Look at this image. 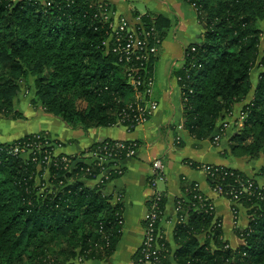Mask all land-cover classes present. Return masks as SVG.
Masks as SVG:
<instances>
[{
	"label": "trees",
	"instance_id": "obj_1",
	"mask_svg": "<svg viewBox=\"0 0 264 264\" xmlns=\"http://www.w3.org/2000/svg\"><path fill=\"white\" fill-rule=\"evenodd\" d=\"M183 1L204 32L174 72L188 137L223 148V158L264 159V0ZM114 13L105 0H0V120L22 119V86L33 90L35 109L70 129L123 126L132 132L149 120L155 54L114 53ZM134 18L132 27L125 23L129 34L151 32L148 46L162 41L166 21ZM256 68L263 72L253 83ZM235 107L241 121L226 129ZM26 145L31 149L21 151ZM64 146L45 132L0 144V264H106L113 255L122 209L106 189L122 177L127 153L139 142L104 140L74 156L60 154ZM77 160L90 165L72 168ZM206 167L211 190H221L236 221L242 215L247 223L236 222L240 244L231 248L207 202L196 198L202 195L196 184L182 180L175 263L264 264V187L240 171ZM166 201L162 195L157 203L159 224ZM154 203L150 197L147 211ZM153 247L157 264H169L161 236ZM142 258L140 247L132 264H143Z\"/></svg>",
	"mask_w": 264,
	"mask_h": 264
},
{
	"label": "crops",
	"instance_id": "obj_2",
	"mask_svg": "<svg viewBox=\"0 0 264 264\" xmlns=\"http://www.w3.org/2000/svg\"><path fill=\"white\" fill-rule=\"evenodd\" d=\"M105 1L115 9L114 24L123 19L132 27L138 22V19L134 18L135 15H138V18L142 16L162 18L166 21L164 24L168 23V28L162 30L163 39L154 55L151 100L157 104V108L151 112L149 120L137 126L132 132L127 131L123 126L83 131L68 128L40 109L35 111L34 108L29 109L25 106L21 109L17 104V110L22 112L20 113L27 119L26 122L31 120L28 114L32 117L33 112H41L40 118L36 119H43L44 126L47 125L48 128L33 131L18 121H11L12 124L7 131H18V133L7 137L1 135L0 140L2 143L12 142L27 135L45 132L53 139L65 144L58 150L60 154L73 156L80 155L92 144L104 140L139 142L136 155L122 164L124 168L122 177L106 189L108 194L114 196L113 201L120 203L122 209L120 238L113 255L106 264H132V258L141 246L144 233L143 218L147 211V201L152 195L148 180L152 175V162L157 159L162 160L166 168V180L160 189L167 201L159 230L161 238L171 252L169 264H176L173 259L177 250L173 235L178 224L175 199L182 196V180L197 184L200 191L212 200L214 216L220 221L223 240L231 248L238 247L240 243L234 234L230 202L224 197L214 195L206 174L201 169L189 165V163L200 166L210 165L246 172L250 169L251 163L221 157L219 153L223 148L215 147L208 141L197 142L190 139L183 127L186 119L179 101V88L174 72L180 68L185 51L202 41L204 32L198 23L195 11L183 0ZM28 104L30 106V103ZM238 108L240 107H235L233 113ZM233 113L225 122L229 123V119H233ZM4 122L7 123L0 120V129H3ZM177 140L183 145H178ZM255 182L262 185L260 179ZM116 195L119 196L118 200ZM237 221L239 226L247 223L246 217L242 215Z\"/></svg>",
	"mask_w": 264,
	"mask_h": 264
},
{
	"label": "built area",
	"instance_id": "obj_3",
	"mask_svg": "<svg viewBox=\"0 0 264 264\" xmlns=\"http://www.w3.org/2000/svg\"><path fill=\"white\" fill-rule=\"evenodd\" d=\"M192 7V6H191ZM111 27V35L110 38L113 39V42L115 44V48L113 49L114 53L118 54H129L130 52L138 51V52H144L148 51V54H156L160 41L156 40V44L152 46H148V38L152 35L151 32L145 33L141 32L136 35L129 34V30L126 27L125 21L121 19L117 24H112L110 25ZM128 61V58H126ZM148 86L152 87V81L148 83ZM152 90H149V95L152 93ZM157 104L155 102H151L149 104V111L153 112L156 110ZM142 110H140L141 114ZM224 127L227 129L229 124L227 122H224ZM217 138H215V141ZM118 148H123L121 144L118 145ZM27 149H31L30 145H26L25 148H23L21 151H25ZM14 152H18L17 149H14ZM136 151H129L127 153L128 159L134 157ZM65 161V159H64ZM152 168V175H151V180H149V186L152 191L151 197H153L155 203L152 205L151 209L146 212L144 216V233H143V238H142V243H141V253L143 255L142 258V263L143 264H157V256H158V250L153 247V243L155 239H158L160 237L159 233L157 232V225L159 224V210L157 203L160 201L162 198L163 192L160 189V186L164 184L166 180V175H165V165L162 160H154L151 165ZM209 170V167L203 166L202 171L206 174V172ZM107 172L104 173L106 175ZM104 177V176H103ZM101 177V178H103ZM197 191H199V186L196 184ZM246 192V190H245ZM202 193V192H201ZM212 193L214 195H217L219 197H222V192L221 190H212ZM202 193L196 196L197 199H199L200 202H207L206 207L207 211L210 213H214V206L212 203V200L205 196ZM175 211L176 213L180 211V204L175 205ZM231 213L233 216L234 220V226L236 225V217L233 209L231 208ZM158 223V224H157Z\"/></svg>",
	"mask_w": 264,
	"mask_h": 264
},
{
	"label": "rangeland",
	"instance_id": "obj_4",
	"mask_svg": "<svg viewBox=\"0 0 264 264\" xmlns=\"http://www.w3.org/2000/svg\"><path fill=\"white\" fill-rule=\"evenodd\" d=\"M263 43H264V38H263ZM263 70L259 69V68L254 69V71L252 73V78H251L253 83H255L257 81L259 74L262 73ZM33 94H34V92H33V90L31 88H27V87L25 88L23 86L21 87V93L19 94V97H18V104L20 105L21 109L24 106L29 108V109L30 108H34L31 104H30V106H28L29 105L28 103H30V101L32 100V98L34 96ZM35 111H37V110L35 109ZM19 112H21V111H19ZM33 113L34 114L32 115V117H31V115H29L27 113L28 116H29V119H31V120H28L27 122H26L27 119L23 115H22V119H19V120H16V121L22 123V125L27 127V128H31L33 131H37V130L43 129V128L47 129L48 128L47 125L44 126V124H43V121H44L43 119H36V118H40L42 113L41 112L40 113L33 112ZM232 118L233 119H229V121H228L229 125H235L233 122H235V121H239L240 122L241 121L240 108H238L233 113ZM10 122L11 121H7V123H5V122L3 123V125H2L3 129H0V137H1V135H6V137H7L9 135L16 134V132L18 133V131H12V130L7 131V129H9V126L12 124ZM53 128H55L54 125H53ZM237 130L235 129V131H237ZM38 133H34V134H38ZM6 143L10 144L11 142H6ZM0 144H3L1 140H0ZM135 155H136V153H135ZM249 168L250 169H247L246 172H242V173H245V175H247L249 177V179H251L253 181H256L257 179H260L262 185H259V184L258 185L261 186V187H264V159H260L258 161L251 162L250 165H249Z\"/></svg>",
	"mask_w": 264,
	"mask_h": 264
},
{
	"label": "water",
	"instance_id": "obj_5",
	"mask_svg": "<svg viewBox=\"0 0 264 264\" xmlns=\"http://www.w3.org/2000/svg\"><path fill=\"white\" fill-rule=\"evenodd\" d=\"M79 164H87V165H90V161L89 160H77L76 162H74L72 164V168L76 167Z\"/></svg>",
	"mask_w": 264,
	"mask_h": 264
}]
</instances>
